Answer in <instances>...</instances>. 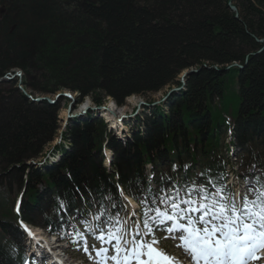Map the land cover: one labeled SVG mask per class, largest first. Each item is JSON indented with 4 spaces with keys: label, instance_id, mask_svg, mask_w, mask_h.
<instances>
[{
    "label": "trees",
    "instance_id": "1",
    "mask_svg": "<svg viewBox=\"0 0 264 264\" xmlns=\"http://www.w3.org/2000/svg\"><path fill=\"white\" fill-rule=\"evenodd\" d=\"M228 1L0 0V184L14 193L8 203L0 199V264L23 258L15 196L20 217L32 224L39 218L42 226L55 222L50 209L74 206L78 193L106 196L103 210L115 205L114 177L102 161L105 139L127 191L146 163L159 169L166 162L170 174L185 175L199 166L203 179L216 180L227 132L245 150L244 164L264 168V48L254 54L263 46L255 38L264 37V0H231L237 16ZM234 62L241 68L224 70ZM15 68L32 93L68 90L78 104L89 97L95 105L178 87L181 70L196 71L163 103L167 110L151 108L142 133L126 144L108 138L107 124L88 112L62 133L69 148L59 161L39 169L27 162L42 158L54 140L58 105L32 101L16 79L4 80Z\"/></svg>",
    "mask_w": 264,
    "mask_h": 264
},
{
    "label": "snow or ice",
    "instance_id": "2",
    "mask_svg": "<svg viewBox=\"0 0 264 264\" xmlns=\"http://www.w3.org/2000/svg\"><path fill=\"white\" fill-rule=\"evenodd\" d=\"M208 183L215 188L214 192L208 187L193 184L183 190L184 195L181 196L182 189L174 186L171 190L164 189L151 201V206L147 198L142 200L144 236L153 235L157 228L172 236L178 234L180 242L177 247L191 256L193 264H247L256 249L264 247V185L254 190V198L244 196L238 203L225 195L224 187H216L212 180ZM81 223L84 231H75L73 241L83 239L85 233L93 235L102 244L115 241L112 244L115 254L111 256L114 264H131V260L139 261L145 256L147 264H160V260H153L152 253L171 264L172 258L152 247L158 241L153 239L149 243L140 235L139 224L128 239L124 230L126 222L121 221L118 215L105 217L104 210L93 216L92 222L83 220ZM84 251L88 252L87 246ZM94 251L97 264L109 259L108 248ZM101 257L103 261L99 259Z\"/></svg>",
    "mask_w": 264,
    "mask_h": 264
},
{
    "label": "rangeland",
    "instance_id": "3",
    "mask_svg": "<svg viewBox=\"0 0 264 264\" xmlns=\"http://www.w3.org/2000/svg\"><path fill=\"white\" fill-rule=\"evenodd\" d=\"M228 4L229 5H231V6H233L234 8H235V10H236V16L238 15V9H237V7L233 4V2L231 1V0H229L228 2H227V6H228ZM229 8V7H228ZM230 9V8H229ZM233 12V11H232ZM255 39H257V40H260L259 41V43L261 44V43H263V46H261L260 48H264V37L263 38H261V39H258V38H255ZM259 48V49H260ZM259 49H257L256 50V52L254 53V54H258V53H260V52H258V50ZM236 64V65H235ZM237 65H240V64H238V63H236V62H234V63H232L231 64V67H233V66H237ZM230 67V68H231ZM186 69H188V68H186ZM186 69H183V70H181L179 73H178V81H179V76H180V74L184 71V70H186ZM193 73V72H192ZM192 73H190V74H192ZM189 74V75H190ZM189 75H187V76H185V82H186V79L188 78V76ZM8 76H13V78H11V79H16V87L17 88H19V91L21 92V93H23L25 96H29V97H27L28 99H30V100H32V99H34V98H36V97H45V98H48L49 100H53V104H57L58 105V112H57V125H58V129H57V132H56V136H55V138H54V140L47 146L48 147V149L50 148V146H56V144H57V142L59 141V137L62 135V133L63 132H65L66 130H65V128L67 127V126H69V123L70 122H72V120L74 121L75 119L74 118H71V119H67L66 118V115H67V107H68V105H69V100L67 99L66 101L65 100H62L61 99V97H57L56 99H54V97H55V95H57L58 93H61V92H64V91H68V90H60V91H58V92H56V93H54V94H35V93H32V92H30L29 90H27L26 88H23V86H22V84H21V79H22V77H23V72L19 69V68H15V69H13L11 72H9V74H8ZM4 79V78H3ZM6 79V78H5ZM4 79V80H5ZM0 83L2 82V78H0ZM184 82V83H185ZM180 83V82H179ZM173 87H176V86H173ZM172 87H166V88H164V89H162L161 91H159V92H156V93H152V94H147V95H144V96H142V95H139V96H130V98L128 97L127 99H125L124 100V103L122 104V105H117V104H115V102L112 100V99H110V98H108L106 101H105V103H104V105L108 102V101H110V100H112L113 102H114V104H115V106H114V109H115V112H116V115H124V117H125V120H123L122 122H121V127L123 128H119L117 125V127L120 129V136H118L117 134H116V131H119V129H110V128H107V132L109 133V135H108V138L109 137H111L112 135L111 134H113L115 137H117V138H120L119 140H122L121 141V143L122 144H126L127 143V141H130V140H132V133L133 132H140V133H142L141 131H143V129H144V127L142 126L143 124V121L145 120V119H147L150 115H151V111L154 109V108H156V107H162V108H164V110H167L166 109V107H164L163 106V103L166 101H164V102H160L158 105H156V106H154V107H151V106H144V105H139V102L141 101V102H145V103H149V101H152V102H156V101H159V100H161V98H162V96H164L170 89H171ZM181 90H183V88L181 89ZM70 93H73V95L72 96H74L75 97V102L73 103V106L71 107V111H70V114H74V112L76 111V110H78V108H80L81 106H82V104H83V102H85L86 101V99H89V102L91 103V105L93 106V102L91 101V99L90 98H87V97H85V99L81 102V103H77V98H76V96H77V93H75V92H71V91H69ZM75 94H76V96H75ZM32 98V99H31ZM151 102V103H152ZM150 104V103H149ZM106 106V105H105ZM151 108H153V109H151ZM79 112V111H78ZM104 119H106V118H104ZM107 120V119H106ZM104 121V120H103ZM108 121V123H109V125H110V127H111V121L110 120H107ZM105 123H106V121H104ZM107 124V123H106ZM142 124V125H141ZM227 134V135H226ZM62 143H61V145H57V146H61L60 148H62V149H65V150H67L68 149V146H69V143H68V140H66V139H63V137H62ZM105 142L107 141L106 139L104 140ZM105 142L103 143V147L105 146ZM221 142L224 144V146L226 145V146H229V144H231V145H233V146H237V145H235V140H233V139H231L230 141H229V133L227 132V133H225V134H223L222 136H221ZM64 143V144H63ZM67 146V147H66ZM51 147V148H52ZM102 147V148H103ZM234 150H235V148H234ZM227 155L230 157V156H234V155H230L229 154V151H227ZM222 154H225V151H223V153ZM107 155H109L110 156V152H107ZM230 160L232 161V162H234L235 161V158L234 157H230ZM109 163V162H108ZM108 163L107 164H105V165H103V167L105 168V166H108ZM49 165V164H48ZM52 166V165H51ZM165 169V171H167V175H169L170 173H169V166H168V164L166 163V162H163V163H161L160 164V169ZM106 169V168H105ZM234 169H236L237 170V172H242V169L240 170V169H238V167H237V165H234ZM251 169H253L252 171L253 172H256V170H255V168H251ZM191 171H193V174L195 173H198V172H200L201 171V168L199 167V166H194L193 168H192V170ZM258 175H260L261 174V172L260 171H258V172H256ZM242 174V173H241ZM177 177V176H176ZM193 181H195V179H196V177H194L193 176ZM191 183H192V181H191ZM181 184V189L184 187V188H186V186L184 185V184H182V183H180ZM195 185H197L198 187L200 186L199 184H197L196 182L194 183ZM193 185V184H192ZM183 188V189H184ZM240 191V190H239ZM182 192V191H181ZM241 193H242V191H241ZM14 193H11V194H8L7 192H6V188L3 186V185H1L0 184V195H1V197H0V199H2L3 201H5L6 203H8V199H10L11 197H12V195H13ZM16 195V194H15ZM51 211H53V209H50V211L49 212H51ZM135 217H137V215H135ZM38 223H40V219L38 218L37 220H36ZM38 227V230L40 231V232H43V230L42 229H40L39 227V225L37 226ZM155 240L156 241H158L159 243H162L163 244V246H164V248L167 250V252H170V253H172V252H175V251H177V250H175L174 249V247H171V246H167V244H168V242H166L165 243V241L163 240V238L161 237H159V235L157 234L156 235V238H155ZM165 243V244H164ZM157 246V245H156ZM178 255H180V258H185V254L184 253H182L181 251H179L178 252ZM82 258V257H81ZM84 258V260H85V264H88L89 262H91V261H93L94 259H95V256L92 254L91 256H89V259L87 260L85 257H83ZM259 264H264L263 262H261V263H259Z\"/></svg>",
    "mask_w": 264,
    "mask_h": 264
},
{
    "label": "bare ground",
    "instance_id": "4",
    "mask_svg": "<svg viewBox=\"0 0 264 264\" xmlns=\"http://www.w3.org/2000/svg\"><path fill=\"white\" fill-rule=\"evenodd\" d=\"M1 81V80H0ZM176 88V87H175ZM170 96V95H169ZM130 98V97H129ZM163 98H164V96H162V98H161V100H159V101H156V102H152V103H145V102H140L139 103V105H144V106H151V107H154V106H156V105H158L160 102H164L165 100H163ZM33 100V99H32ZM35 102H40V101H35ZM106 109L104 110V111H101L102 112V114L103 115H105L106 116V119L107 120H110L111 121V127H113V125H114V127L116 126V122H115V120L118 118L117 116H115V117H113V113H115V115H116V112H115V109H114V106H115V104L113 103V102H111V101H108L106 104ZM160 105V104H159ZM92 107V105H91V103L89 102V100L88 99H86V101L85 102H83V104H82V106L80 107V108H78V110H76L75 112H74V114L75 115H77L80 111H83V109H84V107ZM86 107V108H87ZM88 110V109H87ZM79 111V112H78ZM95 113H97V111L95 112ZM116 134L118 135V136H120V130L119 131H116ZM103 149V148H102ZM108 165H109V163H108ZM108 166H105V168H107ZM111 167H112V165H111ZM190 174H193V171H191L190 172ZM173 174H169V175H167V183H169V185H171L170 186V188H173L174 186H178L180 189H181V182H179V181H176L175 182V176H177V174L176 173H174V175L172 176ZM164 184V183H163ZM94 208H96V210L98 211V212H101L102 210H103V208L101 207V204L98 202L97 204H95L94 205ZM76 208H73V209H71V210H75ZM106 210H107V215H112L114 212H115V210H114V208L113 207H106L105 208ZM104 209V210H105ZM35 234V236H36V240L37 241H42V240H44V241H48V239L43 235V234H40L39 232H37V234L36 233H34ZM48 244H51V243H48ZM50 246V245H49ZM56 248H59V245H56V247H47V249H49L50 251H52L53 253H57V252H60L58 249H56ZM154 248H156V249H158L157 248V246H155ZM42 250V251H41ZM41 250H39V252L37 253L39 256H40V254H41V256L42 257H46V253H45V251H46V249H41ZM159 250V249H158ZM46 252H48V251H46ZM152 256H153V258H157V259H160L161 260V264H168V262L167 261H163L160 257H157V255H156V253H152ZM169 257V256H168ZM170 258H172L171 259V264H175V262H176V260H175V258L174 257H170ZM101 260H102V258H100ZM120 259H124V257H123V255H121V257H120ZM66 264H69V263H67L66 262ZM132 264H134V262H132ZM136 264H147V261L145 260V261H138L137 260V262H136Z\"/></svg>",
    "mask_w": 264,
    "mask_h": 264
},
{
    "label": "water",
    "instance_id": "5",
    "mask_svg": "<svg viewBox=\"0 0 264 264\" xmlns=\"http://www.w3.org/2000/svg\"><path fill=\"white\" fill-rule=\"evenodd\" d=\"M228 7L230 8V10L231 11H233V13H234V16H236V10H235V8L233 7V6H231V5H229L228 4ZM257 42H259L260 40H257V39H255ZM262 49H263V47L262 48H260L259 50H258V52H260V51H262ZM236 65V64H235ZM238 67H240L241 68V66L240 65H237ZM231 67V65H228V66H226L225 67V71L226 70H229V68ZM196 71V69H193V68H188V69H186V70H184L181 74H180V76H179V82L181 83V84H184V82H185V76H187V75H189L190 73H192V72H195ZM180 89V87H172L165 95H164V98H163V100H165V99H167L168 97H169V95H171L172 93H174V92H176V91H178ZM73 95V93H70L69 91H64V92H61V93H58L57 95H55V97H54V99H56L57 97H65L66 99H68L69 100V105H68V107H67V115H66V118L67 119H71V118H74V117H79L82 113H83V111L84 110H86V109H88V107L86 108V107H84V109H83V111H80L77 115H75V114H70V111H71V107L73 106V103L75 102V97L74 96H72ZM75 96H76V94H75ZM78 97V94H77V96H76V98ZM87 98H89V97H87ZM85 99V98H84ZM42 100H45V101H48L49 103H53V100H49L48 98H45V97H37V98H34L32 101H42ZM89 100V99H88ZM111 102H113L112 100H110ZM141 102V101H140ZM139 102V103H140ZM114 103V102H113ZM93 108V110H96V111H104L105 109H106V106H96L95 108L94 107H92Z\"/></svg>",
    "mask_w": 264,
    "mask_h": 264
}]
</instances>
